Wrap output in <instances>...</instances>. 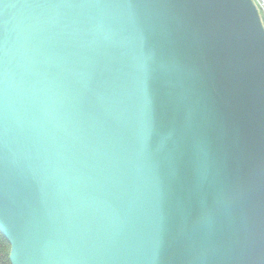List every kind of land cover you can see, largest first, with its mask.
Returning <instances> with one entry per match:
<instances>
[{
  "label": "water",
  "instance_id": "1",
  "mask_svg": "<svg viewBox=\"0 0 264 264\" xmlns=\"http://www.w3.org/2000/svg\"><path fill=\"white\" fill-rule=\"evenodd\" d=\"M10 264H264V29L252 0H0Z\"/></svg>",
  "mask_w": 264,
  "mask_h": 264
},
{
  "label": "trees",
  "instance_id": "2",
  "mask_svg": "<svg viewBox=\"0 0 264 264\" xmlns=\"http://www.w3.org/2000/svg\"><path fill=\"white\" fill-rule=\"evenodd\" d=\"M9 245L0 235V264H10L8 260Z\"/></svg>",
  "mask_w": 264,
  "mask_h": 264
},
{
  "label": "built area",
  "instance_id": "3",
  "mask_svg": "<svg viewBox=\"0 0 264 264\" xmlns=\"http://www.w3.org/2000/svg\"><path fill=\"white\" fill-rule=\"evenodd\" d=\"M252 1H253V3L255 4V7H256L258 13H259V11H260L261 13H264V0H258V1L260 2V5H257V4L254 2V0H252ZM257 7H258V8H257ZM259 14H260V13H259Z\"/></svg>",
  "mask_w": 264,
  "mask_h": 264
},
{
  "label": "rangeland",
  "instance_id": "4",
  "mask_svg": "<svg viewBox=\"0 0 264 264\" xmlns=\"http://www.w3.org/2000/svg\"><path fill=\"white\" fill-rule=\"evenodd\" d=\"M254 2L257 4V5H260V2L258 0H254ZM255 5V4H254ZM258 8V7H257ZM259 16H260V20H261V23H262V26H263V29H264V22H262V13L259 11Z\"/></svg>",
  "mask_w": 264,
  "mask_h": 264
},
{
  "label": "snow or ice",
  "instance_id": "5",
  "mask_svg": "<svg viewBox=\"0 0 264 264\" xmlns=\"http://www.w3.org/2000/svg\"><path fill=\"white\" fill-rule=\"evenodd\" d=\"M262 22H264V13H262Z\"/></svg>",
  "mask_w": 264,
  "mask_h": 264
}]
</instances>
